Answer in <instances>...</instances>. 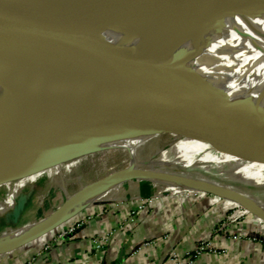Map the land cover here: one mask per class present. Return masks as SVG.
<instances>
[{"label":"water","instance_id":"1","mask_svg":"<svg viewBox=\"0 0 264 264\" xmlns=\"http://www.w3.org/2000/svg\"><path fill=\"white\" fill-rule=\"evenodd\" d=\"M54 1L0 0V65L25 66L30 74L37 72L36 80L44 89L91 118L121 124L137 135L206 132L205 141L219 153H231L246 165L264 167V110L254 109L252 102L232 101L224 91L198 90L187 85L184 77L172 72L180 66L171 61L193 54L188 47H177L178 41L197 38L209 28L217 32L225 19L258 13L264 9L261 5L253 0ZM131 28L136 29L132 33L139 32L133 33L134 37L143 36L138 46L109 35L113 30ZM62 69L77 74L74 79L68 78ZM82 70L101 74L108 84L80 74ZM89 124L90 121L61 131L67 136L49 146L39 159L37 151L29 153L21 165L0 177V186L29 171L57 164L56 158L70 148L69 141L82 136L93 142L108 137L89 135ZM242 138L245 144H240ZM251 141L258 143L250 144ZM133 179L177 183L221 197L224 196L219 193L225 191L145 169L117 171L95 181L93 188L107 190ZM79 194L73 202L84 197V192ZM241 205L264 221L260 209ZM68 206L69 201L46 220L33 223L36 231L0 247V255L19 250L65 224L75 216L61 219Z\"/></svg>","mask_w":264,"mask_h":264},{"label":"bare ground","instance_id":"2","mask_svg":"<svg viewBox=\"0 0 264 264\" xmlns=\"http://www.w3.org/2000/svg\"><path fill=\"white\" fill-rule=\"evenodd\" d=\"M72 1L54 2L64 4ZM253 1L264 8V0ZM211 29L202 31V35L197 38H183L176 43L177 47H188L193 54L183 59H172L173 63L180 66L173 68L172 72L180 78L184 77L187 85L195 89L224 91L232 101L252 102L254 109L264 110V9L252 15L227 18L217 32ZM132 30L136 29L113 30L109 35L122 43L138 46L143 42L141 38L143 36L141 34L137 38L134 37L133 33L139 32L132 33ZM62 74L74 79L77 73L62 69ZM80 74L90 76L100 84H108L106 78L97 72L82 70ZM36 78L37 72L30 74L25 66L17 68L0 65V157L8 158L19 154L22 160H26L29 153L37 151L40 153L37 155L39 159L41 153L43 155L47 153L49 146L53 147L67 136L61 131L73 130L81 123L89 121L91 124L87 126L86 132L114 124L120 125L119 129L123 128L121 124L94 119L77 110L62 97L44 89ZM142 136L135 160L125 169L148 170L152 167L150 160L145 162L143 168L139 167V153L158 135ZM159 171L166 174L173 173L174 169L163 166L159 167ZM200 183L203 187H216L210 183ZM123 184L107 190L92 187L77 202H73L71 195H68L70 206L61 219L76 215L81 209L86 208L97 194ZM220 188L225 191L219 194L231 200L230 202H236L237 205L242 203L252 210L260 209L264 213L263 205L247 197H235L233 195L239 194L227 190L226 187ZM192 189L204 192L197 188ZM36 228L34 224H27L17 227L11 235L3 234L0 236V247L32 234Z\"/></svg>","mask_w":264,"mask_h":264},{"label":"rangeland","instance_id":"3","mask_svg":"<svg viewBox=\"0 0 264 264\" xmlns=\"http://www.w3.org/2000/svg\"><path fill=\"white\" fill-rule=\"evenodd\" d=\"M119 127L120 125L114 124L88 131L89 135L95 137L104 134H108V137L104 140L103 138L95 139L93 142L88 137L82 136L78 140L69 141L70 148L56 158L57 164L29 171L19 178L11 179L1 185L0 236L10 235L19 226L46 220L68 201V195H71L72 199L79 193L84 192L86 195L95 181L124 170L132 164L143 136L131 133L124 127L119 129ZM191 133L170 132L150 140L140 150L139 167L143 168L145 162L150 160L152 161V167L148 169L150 171L162 173L159 171V167H171L174 172L166 174L209 180L212 182L210 184L217 187L228 185L226 186L227 190L233 193L245 195L257 201L260 198L264 201V167L246 165L241 158H237L231 153H219L210 142L205 141L207 139L206 132ZM208 137L210 138V136ZM241 140L240 144H245L243 143L245 142L244 138ZM249 143L257 144L258 142L251 141ZM18 155L8 158L0 157V177L21 165L24 160ZM172 165L179 166L172 167ZM161 182L153 183L141 179L126 182L102 194H97L90 200L87 207L91 205L100 207L123 205L130 195H138L139 192H142L144 198L141 199V204L134 208L130 217L132 221H129L136 223L139 212L150 208L152 198L155 199L159 195L164 197L173 195L172 192L161 191L158 188L159 185H162ZM182 187L189 188L185 185ZM148 195L149 197H147ZM173 196L183 202L184 195ZM239 208L242 212L246 211L242 205H239ZM247 216L256 217L254 214L236 217L235 210H231L217 223V227L223 231L231 229L237 231L246 221ZM65 225L66 223L50 233L56 234L58 238H65L66 232L62 231L67 228ZM74 230L70 228L69 233H73ZM236 233L238 236L239 232ZM47 235L41 238L45 239ZM239 238L240 236H238ZM204 242V240H200V244H204ZM197 249L200 251V247ZM13 252L15 251L10 253L13 254Z\"/></svg>","mask_w":264,"mask_h":264},{"label":"crops","instance_id":"4","mask_svg":"<svg viewBox=\"0 0 264 264\" xmlns=\"http://www.w3.org/2000/svg\"><path fill=\"white\" fill-rule=\"evenodd\" d=\"M161 184V191L184 195L183 202L173 195L152 198L150 208L139 210L136 223L129 221L144 198L142 192L130 195L123 205H91L66 222L65 238L50 233L13 254L0 255V264H264V221L247 216L235 240L237 231H223L217 223L231 210L239 216L252 213L219 195ZM258 200L253 201L264 206ZM202 246L206 249L199 252Z\"/></svg>","mask_w":264,"mask_h":264},{"label":"built area","instance_id":"5","mask_svg":"<svg viewBox=\"0 0 264 264\" xmlns=\"http://www.w3.org/2000/svg\"><path fill=\"white\" fill-rule=\"evenodd\" d=\"M237 212H238V211H237ZM237 212L235 211V216H236V217H239V215H237ZM234 239L237 240V239H238V236H235ZM205 249H206V248L202 246V247H200V249H199L200 251H199V252H202V251H204Z\"/></svg>","mask_w":264,"mask_h":264}]
</instances>
